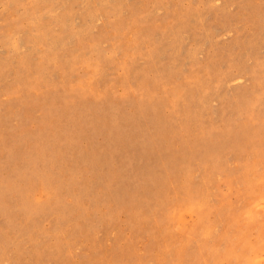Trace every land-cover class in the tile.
<instances>
[{
    "label": "rangeland",
    "instance_id": "obj_1",
    "mask_svg": "<svg viewBox=\"0 0 264 264\" xmlns=\"http://www.w3.org/2000/svg\"><path fill=\"white\" fill-rule=\"evenodd\" d=\"M0 264H264V0H0Z\"/></svg>",
    "mask_w": 264,
    "mask_h": 264
}]
</instances>
